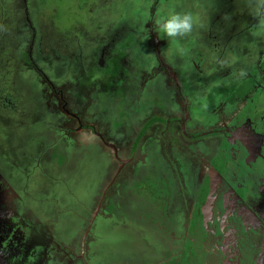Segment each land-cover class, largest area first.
Listing matches in <instances>:
<instances>
[{
    "label": "rangeland",
    "instance_id": "rangeland-1",
    "mask_svg": "<svg viewBox=\"0 0 264 264\" xmlns=\"http://www.w3.org/2000/svg\"><path fill=\"white\" fill-rule=\"evenodd\" d=\"M4 1L10 7L17 4ZM17 2L31 22L19 33L15 30L13 46L0 49V57L33 88L37 102L28 114L26 95L18 99L9 88L12 102L18 99L16 106L0 105L12 120L9 129L0 115V176L7 182L0 193L7 201L0 216L9 221L0 231V264H127L133 248L141 243L129 240L133 248L125 245L120 230L135 234L129 225L135 224L141 241L158 246L160 235L153 231L168 229L174 220L189 214L194 194L185 179L188 169H198L201 175L205 171L204 161L194 164L193 155H187L198 146L188 137L186 123L183 130L167 122L151 124L133 151L138 129L150 116L177 114L192 119L189 107L182 103L187 92L180 91L178 98L173 95L182 86L178 74L192 68L185 67L183 59L188 54L197 58L209 32L222 35L224 13L231 14L233 26L257 24V19L249 14L248 4L234 7L231 0L228 5L223 0ZM0 11H4L2 0ZM172 12L207 14L208 27L194 23L191 33L172 41L157 31L156 23ZM7 25L9 30L13 27ZM39 31L47 37L43 43ZM5 40L0 37V43ZM103 47L107 50L102 53ZM37 50L42 54L37 55ZM208 53H214L206 56L208 63L204 59L203 66L197 67L210 65L208 77L214 84L232 85L226 80L229 73L223 80L216 78L228 60L215 61L216 50ZM225 89L221 99L234 103L227 105L231 118L242 108L243 98L240 91L236 95L234 88ZM219 90L213 85L215 94ZM189 127L199 131L206 125ZM94 132L113 144L119 157H130L119 171L113 149ZM114 173L117 177L110 185ZM138 201L147 215L153 209L148 220L145 217L147 224L135 223L133 206Z\"/></svg>",
    "mask_w": 264,
    "mask_h": 264
},
{
    "label": "flooded vegetation",
    "instance_id": "flooded-vegetation-1",
    "mask_svg": "<svg viewBox=\"0 0 264 264\" xmlns=\"http://www.w3.org/2000/svg\"><path fill=\"white\" fill-rule=\"evenodd\" d=\"M243 3L248 4V0H231V6L234 7L242 6ZM227 10L229 11V6ZM230 10H232L231 7ZM230 23H221L220 27L224 29L222 35L216 36L209 32L210 35L205 38L206 47H200L201 52L197 58L191 59L189 56L194 57V55L188 54V57L183 59L184 66L187 64L185 67L192 68L187 67L190 71L187 70L188 73H184L185 75L178 74V80L181 81L182 86L176 89L177 83H175L176 93L173 95L178 98L181 96L180 91L187 92L186 99L182 103L189 107L188 111L191 112L192 119L183 118L177 114L169 118L163 116L147 118V120L152 117L158 118L151 124L167 122L181 125V130L186 125L185 128L189 131L188 137L196 141L198 146L195 147V151L192 150L187 155H193L194 164L195 161L202 164L204 161L205 171L201 175L197 173L198 169H188L187 166L188 172L185 179L190 182L189 191L194 194V198L189 207V214L179 218L178 221L174 220L168 229L162 227L159 230L156 229V232L152 230L156 237L160 235L157 238L162 248L159 245L147 246V243L146 245L141 241L142 235H139L138 226L135 224H129L131 231L135 234L120 230L124 233L123 236H126L125 245L133 248L129 240L135 244L140 240L139 243H141L135 245L136 247L132 250L133 258L129 263L126 262L127 264H264V35H253L257 24L233 26ZM127 27L131 30L129 26ZM39 33L41 34V31ZM43 33L40 35L39 43L47 40ZM246 34L252 37L246 38ZM25 38L28 41L27 37ZM176 49L177 47L175 51ZM104 50L107 49L103 47L101 52L103 53ZM215 50V61L228 60V63L220 66L218 71L221 70V73H218L216 78L223 80L229 73L226 80L232 85H225L221 81L214 84L215 80L208 77L211 73L210 65L202 69L197 67L203 66L204 59L208 63L206 56L214 54L208 52ZM176 52L179 53L178 50ZM40 53L41 51L38 54ZM34 65L37 64L32 63L33 67ZM36 69L42 72L39 68ZM14 74L17 78L14 83L21 82L22 91L19 95H26L23 102L31 109L28 112L30 114L35 109L37 96L33 88L26 84L16 70ZM47 80L50 83L49 79ZM173 81L177 82L174 78ZM213 85L220 88L216 94L213 92ZM232 88L236 90L237 93H234L236 95H240L239 91L241 92L239 98L242 97L243 102L237 114L228 118V111L231 108L227 105L230 104L233 107L234 103L231 99H226L227 103H225L221 98H223L224 89L226 91ZM0 89V95H2L0 105L7 108L15 107L13 103L18 99L12 102L11 93L4 92L2 87ZM161 89H164L168 95L171 94L167 86H162ZM228 95L231 94L228 92ZM246 104L249 106L247 107ZM182 109L187 108L182 107ZM184 110L182 114L185 113ZM0 115H4V112L0 111ZM4 118L9 128L12 123L11 117L6 114ZM159 118H161L160 121ZM145 122L142 123L138 132ZM204 123L206 128L199 131L189 127V125H204ZM17 131L16 129V133ZM97 138L100 141L104 140L99 135ZM202 140L204 145L201 143ZM220 140H225V144L222 145ZM112 153L117 160L119 171L130 157L126 160L119 157L118 153L114 154L113 150ZM195 156L200 158L197 160ZM116 177L114 173L110 185L115 182ZM194 180L198 182V186L195 185ZM148 201L150 202L149 199ZM141 203L138 201V204L133 206L134 213H137L134 216L135 223L147 224L153 209L147 215ZM3 221L1 220L0 223Z\"/></svg>",
    "mask_w": 264,
    "mask_h": 264
},
{
    "label": "trees",
    "instance_id": "trees-1",
    "mask_svg": "<svg viewBox=\"0 0 264 264\" xmlns=\"http://www.w3.org/2000/svg\"><path fill=\"white\" fill-rule=\"evenodd\" d=\"M174 1H176V0H170L171 3ZM229 1L230 0H223V2H226V3H230ZM16 3L17 4H14V7H10V6H8V4H9L8 2L6 3L4 0H2V5L4 7V11L3 12L0 11V37H4L6 40L4 43L1 42L2 44L0 43V49H4L5 47H7V45L13 46L12 45V39H13L14 35L15 34L18 35L19 30L20 31L23 30L25 27V24H28L29 22H31V20H30L31 17L28 15V18H26V16L23 15L24 12L19 9V6H18L19 2H17V0H16ZM207 7H210V4H207ZM1 24H4V26H1ZM7 24H12L13 27H10L11 29L9 30ZM15 30H17L18 33H16ZM38 53L39 52L37 50V54ZM1 60L2 59L0 57V87H2V90L4 92L10 88L16 95L19 96L18 99H20L21 95H19V92L22 91L20 89L21 82H15L14 83V81L17 79L14 76L15 75L14 70H12V72H11L10 69L8 68V62L5 63L3 60L2 61ZM13 76H14V78H13ZM0 91H1V89H0ZM0 96H2V95H0ZM157 119L158 118L152 117V118L148 119L143 124V126L141 127L139 132L136 134V136L134 137V140L132 142L131 149L133 151L136 149L137 144L139 143L140 138H141L143 132L145 131V129L154 120H157Z\"/></svg>",
    "mask_w": 264,
    "mask_h": 264
},
{
    "label": "clouds",
    "instance_id": "clouds-1",
    "mask_svg": "<svg viewBox=\"0 0 264 264\" xmlns=\"http://www.w3.org/2000/svg\"><path fill=\"white\" fill-rule=\"evenodd\" d=\"M249 14L257 19V25L253 35H264V0H248ZM222 20L226 23L231 22V14L224 13ZM157 31L164 37L175 41L177 38H183L193 30L194 23L200 27H208V17H203L188 12H172L161 16L157 20Z\"/></svg>",
    "mask_w": 264,
    "mask_h": 264
},
{
    "label": "water",
    "instance_id": "water-1",
    "mask_svg": "<svg viewBox=\"0 0 264 264\" xmlns=\"http://www.w3.org/2000/svg\"><path fill=\"white\" fill-rule=\"evenodd\" d=\"M98 135L101 137L100 134H98ZM102 140H103V139H102ZM103 142H104V144H105L106 146H109L110 148L113 149L114 154L117 153V151H116V149H115V146H114L113 144L106 143L104 140H103ZM5 186L7 187V182L2 178V176H0V193H1L2 189H3ZM6 202H7V201H6V198L4 197V195L0 194V210H1V207L3 206V204H5ZM10 210H11V209H10ZM11 213L13 214V211H12V210H11ZM12 216H13V215H12ZM1 220L3 221V219H2L1 216H0V221H1ZM7 222H9L8 219H7ZM7 222L3 221V222L0 223V231L4 230V228H5L6 226H8V223H7Z\"/></svg>",
    "mask_w": 264,
    "mask_h": 264
}]
</instances>
